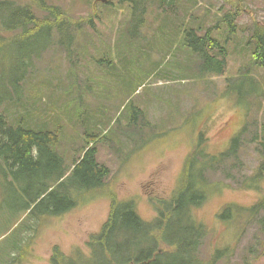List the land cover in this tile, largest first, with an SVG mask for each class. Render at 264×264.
Masks as SVG:
<instances>
[{"label": "rangeland", "instance_id": "1", "mask_svg": "<svg viewBox=\"0 0 264 264\" xmlns=\"http://www.w3.org/2000/svg\"><path fill=\"white\" fill-rule=\"evenodd\" d=\"M50 1L59 4L82 27L76 33L77 23L71 28L76 39L74 62L57 47L36 58L46 43L57 41L56 36L49 41L36 40L31 46H24L23 41L11 52H0V79L7 82L12 73H26L19 82V91L10 97L14 104L6 102L4 105L7 121L35 130H55L58 123L63 129L59 148L68 150V164L75 155H82L83 151L79 150L84 145L85 129L91 128L96 136L100 133L97 122L100 123L102 133L93 145L98 150V160L109 166L110 174L104 189L75 199L73 207L60 200L55 201L53 207L45 202L35 215H29V210L24 208L28 197L26 199V192L21 191V183L11 172L2 170L1 257L17 253L13 245L20 239V243L27 241L25 245L32 258L26 264H51L55 244L67 253L76 245H84L88 235L100 229L114 204L106 197L110 189L117 193L118 200H135L141 217L152 220L156 211L150 198H167L171 194L199 133L209 139V153L219 154L246 128L247 132L241 135L244 147L240 152V175L248 176L255 171L260 159L257 142H252L251 138L256 133L261 134L264 122V70L254 67L258 75L240 84H228L227 79L238 77L241 69L251 65L250 46L246 41L254 25L264 23V0H176L171 7L152 3L138 30L130 28L132 7L129 2ZM28 2L30 0H19L23 4ZM227 13L236 16L232 23L237 25L238 31L228 44L225 73L201 79H196L192 73L184 75L189 80H174L183 75L176 61H186L193 56L179 47L185 34L194 31L216 40L228 37ZM23 51L27 54L22 55ZM165 57L169 64L160 66ZM191 64L194 67V60ZM153 68L157 70L155 73ZM256 89L261 92L249 99L257 104L246 101L247 95ZM178 105L184 115L181 119L191 115L192 118L186 123L168 126L169 133L185 125L192 133L184 130L185 134L179 135L177 132L172 143L163 140L159 131H156L157 137L149 140V127H145V131L142 128V134L130 138L131 141L126 137L132 133L121 131L129 126L134 129L132 124L127 125L130 117L141 121L130 114L131 107L175 114L173 106ZM118 118L120 121L115 122ZM160 130H166V126ZM138 140H142L140 147L134 150ZM237 185L224 182L220 191L195 210L196 218L206 231L200 256L207 259L216 250L226 249L227 256L218 264H264V233L257 224H247L250 212L246 225V216L219 217L228 205L252 206L264 196V180L251 183L248 188ZM73 194L76 196L77 191ZM42 216L47 220L40 222Z\"/></svg>", "mask_w": 264, "mask_h": 264}, {"label": "trees", "instance_id": "2", "mask_svg": "<svg viewBox=\"0 0 264 264\" xmlns=\"http://www.w3.org/2000/svg\"><path fill=\"white\" fill-rule=\"evenodd\" d=\"M113 1L115 0H108L106 3ZM120 1L129 2L132 7L130 19L132 30H138L144 23L151 9L150 4L171 7L176 2V0ZM225 17L229 26L228 37L216 40L209 36H200L194 31L185 34L179 47L189 51L194 58L191 56L186 61H176L175 65L183 75L176 76L174 80H189L184 75L192 73L196 79L225 73L229 57L228 44L238 31L237 25L232 23L236 21V16L227 13ZM76 23L78 27L75 33L82 29L79 22L75 21L59 4L50 0H30L26 4L16 0H0V52H11L16 44L23 41L24 46H31L36 40L49 41L56 36L57 41L46 43L44 48L38 51L36 58L52 47H57L74 62L73 44L76 39L71 28ZM251 32L246 41L247 46H250L251 65L241 69L238 77H229L228 84L243 83L248 78L258 75L256 69L264 70V23L255 24ZM26 54V51L22 52V55ZM193 60L194 67L191 64ZM167 64L169 61H166L165 57L160 66ZM156 71L153 68L152 72ZM30 73L32 78L33 74ZM25 74L23 71H17L12 73L11 78L7 77V82L0 79V173L2 170L6 173L11 172L21 183L20 189L26 192V199L28 197V202L24 200L26 203L24 208L29 210V215H35L38 207L45 202L51 203L50 206L53 207L54 202L60 200L62 204L68 203L69 207H73L76 204L75 199L105 188V180L110 174V169L99 162L98 150L95 146L86 150L89 143L95 140L91 128L84 131V145L79 150L83 151V155L78 157L75 155L68 164L66 156L68 150L59 148L63 129L58 123L55 130L49 128L35 130L36 128L22 124L14 125L7 121L8 117L3 107L6 102L13 103L10 97L19 91V82L24 79ZM258 91L261 92L260 89H256L249 93L246 101L257 104L249 97H255ZM56 97L59 98V95ZM179 107V105L177 108L173 106L175 114L131 107L130 114L141 118V121H134L132 120L134 117H130L127 125L132 124L134 129L131 130L132 126H129L121 131L125 130V134L131 132L132 136L126 137L131 141L130 138L142 134V128L145 131V127H149L150 134L147 136L149 140L157 137L156 131H159V136H162L163 140L172 143L175 141L174 136L177 132L179 135L185 134L184 130L192 133L191 128H187L186 125L169 133L168 126L183 124L192 118L191 115L189 118L181 119L180 116L184 115ZM161 109H164L163 105ZM114 121L118 122L120 118ZM97 124L101 125L98 122ZM201 124V122L198 123V126ZM106 125L109 126V123ZM162 126H166V130H160ZM98 131H102L101 126ZM243 132H247L246 128L241 133ZM208 140L199 133L196 146L187 156L172 193L168 198L152 200L158 212L153 221L147 222L141 218L137 212L135 200L122 201V199L118 200L114 193L107 194L106 197L114 204L99 231L92 232L84 245H76L68 253L60 245L55 244L51 251L50 263L218 264L227 256L228 251L218 249L207 259L201 258L200 247L206 231L204 224L196 218L195 210L202 207L213 193L220 191L226 181L232 185L238 184L237 186L242 188H248L256 181L262 183L264 180V122L261 134L256 133L251 138L252 142H257V155L260 160L255 171L248 176L240 175L242 165L240 152L244 147L241 136L231 140L230 148L219 154L209 153ZM248 181L250 182L247 185ZM73 191H77L76 196ZM233 216H246L245 225L249 219L247 224H257L260 231L264 233V197L250 208L240 204L234 207L231 204L219 217L229 219ZM43 220L47 218L40 217V222ZM20 241L21 239L19 242L17 240L13 245L17 253L8 258L0 256V264H26L31 261L32 258L25 245L27 241L24 240L22 243Z\"/></svg>", "mask_w": 264, "mask_h": 264}]
</instances>
